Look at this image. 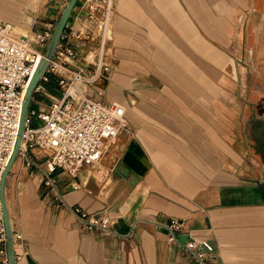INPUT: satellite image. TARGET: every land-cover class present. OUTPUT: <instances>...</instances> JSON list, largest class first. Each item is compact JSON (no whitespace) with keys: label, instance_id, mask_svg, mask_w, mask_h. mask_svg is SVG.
<instances>
[{"label":"crops","instance_id":"obj_1","mask_svg":"<svg viewBox=\"0 0 264 264\" xmlns=\"http://www.w3.org/2000/svg\"><path fill=\"white\" fill-rule=\"evenodd\" d=\"M68 1L0 0V21L53 31ZM84 14L77 0L62 34L79 55L68 68L87 71L97 43L69 37ZM105 46L110 71L89 93L121 104L127 125L95 165L54 172L61 200L16 156L15 264H198L168 243L172 218L177 236L213 245L204 264H264V0H111ZM78 208L112 233L82 229Z\"/></svg>","mask_w":264,"mask_h":264},{"label":"built area","instance_id":"obj_2","mask_svg":"<svg viewBox=\"0 0 264 264\" xmlns=\"http://www.w3.org/2000/svg\"><path fill=\"white\" fill-rule=\"evenodd\" d=\"M79 1L85 13L84 19L74 32H70L69 37L97 43L92 58H86L89 53L82 58L90 69L68 68L79 55L65 41L68 35L61 33L46 71L35 88V92L40 89L46 91L42 82L48 81L47 74L50 73L56 76L58 94L43 108L33 96L31 103L38 105V108L29 106L27 109L17 151V156L26 157V166L42 169L43 183L56 200H61V195L55 187L54 172L60 170L74 176L82 167L95 165L127 125L125 109L121 104L101 99L103 91L100 88L96 97L89 93V86L110 71L105 45L111 0ZM15 27L9 21H0V178L16 144L26 88L52 34L50 29L20 33ZM78 84L85 85L87 89L82 90ZM36 147L49 152L42 162L27 157L28 151ZM76 212L82 229L97 230L105 235L112 233L113 221L105 216L89 214L79 208ZM166 227L168 243H178L181 223L172 218ZM130 235L131 232L127 234ZM12 239L15 245L22 239V234L12 231ZM0 243L5 245L1 203ZM182 247L193 255L198 264H204L214 250L207 239L191 237ZM0 253L3 254L2 264H7L4 248L0 249Z\"/></svg>","mask_w":264,"mask_h":264},{"label":"water","instance_id":"obj_3","mask_svg":"<svg viewBox=\"0 0 264 264\" xmlns=\"http://www.w3.org/2000/svg\"><path fill=\"white\" fill-rule=\"evenodd\" d=\"M77 0H69L66 6L64 7L62 13L60 14L54 29L52 31V34L50 36V39L48 40V43L46 45L44 54L40 61L38 62L34 73L29 81V84L26 88L24 99L22 103V109L20 114V121H19V130H18V137L16 139V144L13 149V152L8 160L7 165L5 166L1 178H0V203H1V211H2V218H3V224H4V233H5V248H6V256H7V264H15V253H14V244L12 239V227L10 223L6 198H5V183H6V177L9 172V169L15 160L17 156V151L20 145V135L24 128V121H25V115L27 112V109L30 106L31 100L34 96L35 88L38 86V84L41 81L42 76L44 75L46 71V67L48 65L49 60L51 59L53 52L55 50L56 44L61 36V33L63 32V29L66 25L67 19L75 6ZM178 239L182 242H185L186 237L185 236H178Z\"/></svg>","mask_w":264,"mask_h":264},{"label":"rangeland","instance_id":"obj_4","mask_svg":"<svg viewBox=\"0 0 264 264\" xmlns=\"http://www.w3.org/2000/svg\"><path fill=\"white\" fill-rule=\"evenodd\" d=\"M33 1H35V0H33ZM16 30L18 32H20V33H26V30L25 29L21 30L20 28H17L16 27ZM52 85L54 86V89L56 91L50 92L48 90L47 91H42L40 89L39 91H36L34 93V97L36 95V99L40 100V106H41V108L46 107L53 100V98H56V95L58 94L57 93V86H56L55 81L52 83ZM31 107L38 108V106L36 104H34V103H32V106ZM33 124H37V123L36 122H33Z\"/></svg>","mask_w":264,"mask_h":264},{"label":"trees","instance_id":"obj_5","mask_svg":"<svg viewBox=\"0 0 264 264\" xmlns=\"http://www.w3.org/2000/svg\"><path fill=\"white\" fill-rule=\"evenodd\" d=\"M48 75V81H43L42 82V84H43V86L48 90V91H50V92H54V91H56L55 89H54V86L52 85V83L55 81V83H56V79L54 78V75H52V74H50V73H48L47 74ZM38 97V96H37ZM35 99H36V95H35V97H34ZM32 106V103L30 104V107Z\"/></svg>","mask_w":264,"mask_h":264},{"label":"bare ground","instance_id":"obj_6","mask_svg":"<svg viewBox=\"0 0 264 264\" xmlns=\"http://www.w3.org/2000/svg\"><path fill=\"white\" fill-rule=\"evenodd\" d=\"M15 30H16V27H15ZM22 30V29H21ZM17 31V30H16ZM18 32V31H17ZM79 85V87L82 89V90H85V89H87V87L85 86V85H83V84H78Z\"/></svg>","mask_w":264,"mask_h":264}]
</instances>
